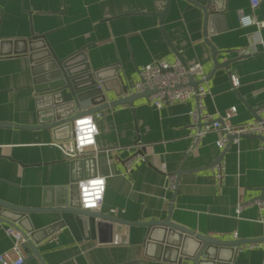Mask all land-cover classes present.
<instances>
[{"label":"crops","instance_id":"crops-1","mask_svg":"<svg viewBox=\"0 0 264 264\" xmlns=\"http://www.w3.org/2000/svg\"><path fill=\"white\" fill-rule=\"evenodd\" d=\"M195 1L0 0V41L18 40L22 49L33 36H44L59 58L82 50L92 70L107 71L109 99L115 98L118 85L126 93L135 90L141 66L157 59L174 62L178 51L186 64L201 62L206 70L209 94L202 103L208 113L237 125L258 120L257 110L264 120V27L240 24L244 13L264 19V0L254 9L251 0H223V10L212 0ZM203 6L219 18L207 25ZM10 48L3 45L4 51ZM215 59L226 67L215 70ZM33 64L29 53L0 54V122L5 123L0 126V199L37 208L67 199L73 171L72 157L59 140L37 126L46 109L36 102V89L43 83L36 81ZM196 104L193 98L157 108L143 97L134 106L100 111L97 147L81 156L89 162L77 167L82 177L85 168L106 177L104 202L92 211L129 221L162 220L171 214L177 224L228 241L264 235V209L250 204L238 216L235 208L264 191V140L249 134L220 148L219 132L212 131L190 150ZM136 151L144 159L133 160L129 169L127 160ZM220 159L227 173L222 184L211 169ZM167 174L176 175L175 189L169 188ZM30 218L38 229L56 222L60 214L30 213ZM112 224L110 233L98 230L97 236L119 235L121 244L77 239L61 227L37 248L46 264H171L178 259L191 264L189 256L198 248L188 238L179 247L184 256L175 246L160 251L149 244L150 227ZM8 226L0 223V254L14 242ZM27 253L25 264H41L33 250ZM198 264H264V244L235 252L213 247Z\"/></svg>","mask_w":264,"mask_h":264},{"label":"water","instance_id":"water-1","mask_svg":"<svg viewBox=\"0 0 264 264\" xmlns=\"http://www.w3.org/2000/svg\"><path fill=\"white\" fill-rule=\"evenodd\" d=\"M196 2L195 0H192ZM223 0H212L211 4L216 6L217 10H223ZM197 3V2H196ZM208 7L203 6L206 15L207 25L213 20L219 18V14L210 13ZM163 17V16H162ZM163 22V21H162ZM162 30L164 27L162 25ZM207 29V32H211ZM45 37L33 36V39L26 41L25 48L19 49L17 47L18 40H4L0 41V54H10L24 52L31 55V60L34 67L36 81L43 83L41 88L36 90L40 93L36 97L39 107H44L46 110L44 114L39 113L37 126L49 129L52 132L54 140H59L63 149H68L71 138L73 137V121L76 117L81 115L96 114L106 108L115 107L117 105L128 104L134 106V102L140 98H147L155 90L146 89L136 93L135 91L126 93L123 86L118 85L116 89L115 98L109 99L108 92L111 90L107 86L109 81L106 75V70H92L90 63L87 62V57L81 50L66 58H59L45 42ZM169 41V39H168ZM170 43V41H169ZM8 44L11 48L7 51L3 50V45ZM173 47V46H172ZM175 50V48H173ZM216 55L217 50L213 48ZM176 51V50H175ZM177 58L184 64L182 56L178 51ZM80 57L82 59H80ZM48 65L47 70L40 71L42 66ZM227 64H221L215 59V70L219 67H226ZM198 80L190 77L189 83L192 86L198 84ZM42 104V105H41ZM77 111H80L78 113ZM255 118L262 120L254 110ZM5 123L0 122V126ZM264 140V136H258ZM233 140V138L231 137ZM232 142V141H231ZM72 180L71 184L67 187V199L61 203H56L54 206H38L37 208L18 206L12 204L4 199H0V223H7L14 226L18 232H21L26 239V250H33L35 257L38 258L41 264H46L41 254L40 249L37 248L39 243L45 241L49 236L53 235L57 229L61 227H68L77 239L83 237L89 239H98L99 242L107 243L112 240V237L97 236L99 233H110L113 222L123 225H140L151 228L148 236L149 244L153 243L158 246L160 251L163 249L174 248L180 250L181 243L192 238L196 241L198 248L195 254L190 255L189 260L191 264H198L201 261V256L211 254V248L228 247L232 248L235 252V246L250 244L251 242H264V236L251 239H233V241L222 240L217 237L204 235L196 232L182 224H177L171 219L169 214L165 219H150L144 221H129L122 220L114 217L111 214H97L94 211L81 209L80 195H79V181L84 178H90L96 173L92 171L86 172L82 177L81 168L78 165L86 164L89 162L88 158L72 157ZM261 198H264V191ZM38 212H52L59 213L60 219L52 224L42 226L35 229L31 223L30 213ZM184 256V250H180ZM159 258V255H151ZM171 264H183L180 259L170 262ZM25 264V263H24ZM185 264V263H184Z\"/></svg>","mask_w":264,"mask_h":264},{"label":"built area","instance_id":"built-area-1","mask_svg":"<svg viewBox=\"0 0 264 264\" xmlns=\"http://www.w3.org/2000/svg\"><path fill=\"white\" fill-rule=\"evenodd\" d=\"M262 0H251V7L257 8ZM242 27L254 25L259 30L264 27V19L259 20L252 14L244 13L240 17ZM262 42L261 40H259ZM251 50H245L243 53H250ZM140 80L135 84V92L139 93L146 89L155 90L149 95V102L152 105L163 107L165 105H173L181 102H188L196 99V106L191 112L192 125L190 139L191 144L189 149L195 150L203 141V138L212 131H218L219 137L216 140L217 146L226 148L231 141L239 142L241 137L249 134L264 136V120H252L242 124H232L224 120H220L208 113L205 110L202 98L209 94V90L204 86V81L207 79L206 70L201 62H193L192 64H184L178 58L174 62H169L165 59H157L149 64L140 67ZM190 77L198 80L196 86L189 83ZM234 85L238 84V80L234 79ZM264 107L261 108V111ZM100 112L96 114L81 115L73 121V137L71 138L68 149H65L70 157H81L89 151L96 149V137L99 133L97 119L100 117ZM233 138V140L231 139ZM140 147H137V151ZM135 154L127 160L128 168L131 169L132 161L144 159V155ZM162 169L165 170L164 165ZM212 172L216 175L217 180L222 184L226 178V162L220 159L211 167ZM169 179L168 186L170 189L176 188V175L167 174ZM106 177L100 175L90 176L79 181V195L81 209L97 210L100 209L105 198ZM254 204L259 208L264 209V198L257 197L249 201H241L235 206L238 216L241 215L246 206ZM264 225V218L261 219ZM7 232L10 233L14 242L13 245L0 254L1 264H24L28 253L26 250V239L21 232H18L14 226H8ZM264 236V235H263ZM237 238V233L234 234ZM114 244H121L122 240L119 235H113L110 241ZM264 242H251L235 246V250H242L244 247H254L263 245Z\"/></svg>","mask_w":264,"mask_h":264}]
</instances>
